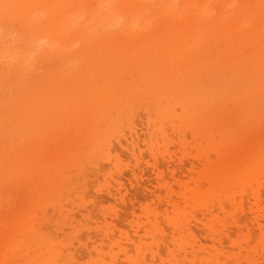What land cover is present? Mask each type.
Instances as JSON below:
<instances>
[{
  "label": "rangeland",
  "instance_id": "1",
  "mask_svg": "<svg viewBox=\"0 0 264 264\" xmlns=\"http://www.w3.org/2000/svg\"><path fill=\"white\" fill-rule=\"evenodd\" d=\"M0 264H264V0H0Z\"/></svg>",
  "mask_w": 264,
  "mask_h": 264
}]
</instances>
